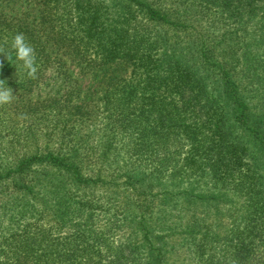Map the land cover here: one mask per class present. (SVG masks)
Returning <instances> with one entry per match:
<instances>
[{"label":"trees","instance_id":"16d2710c","mask_svg":"<svg viewBox=\"0 0 264 264\" xmlns=\"http://www.w3.org/2000/svg\"><path fill=\"white\" fill-rule=\"evenodd\" d=\"M0 47V264H264V0H0Z\"/></svg>","mask_w":264,"mask_h":264},{"label":"clouds","instance_id":"9594fccd","mask_svg":"<svg viewBox=\"0 0 264 264\" xmlns=\"http://www.w3.org/2000/svg\"><path fill=\"white\" fill-rule=\"evenodd\" d=\"M10 47L12 52L15 53L16 60L21 62V67L25 70L27 77L36 79L38 72L36 53L34 47L27 42L25 35L23 33L15 34L12 38ZM0 55H3L7 60L11 59V54L5 52L2 47H0ZM2 67L3 62L0 61V68ZM15 96L16 95L13 94V89L7 85V82L0 79V106L12 103Z\"/></svg>","mask_w":264,"mask_h":264}]
</instances>
